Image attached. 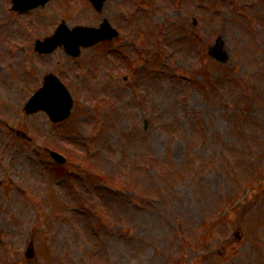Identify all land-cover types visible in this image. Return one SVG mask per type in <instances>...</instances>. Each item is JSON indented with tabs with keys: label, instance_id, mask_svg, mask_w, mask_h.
Masks as SVG:
<instances>
[{
	"label": "rangeland",
	"instance_id": "rangeland-1",
	"mask_svg": "<svg viewBox=\"0 0 264 264\" xmlns=\"http://www.w3.org/2000/svg\"><path fill=\"white\" fill-rule=\"evenodd\" d=\"M9 1L0 0V19L9 20L0 62L11 61L0 65V114L32 141L0 131V264H264V0H237L238 11L226 0L149 2L130 37L113 41L136 39L150 57L128 90L111 77L128 71L122 62L114 72L119 58L106 54L109 45L77 60L63 47L39 56L21 45L62 19L120 23L138 0H108L102 12L88 0H50L24 15L9 13ZM218 35L226 63L207 53ZM51 71L77 99L60 124L22 109Z\"/></svg>",
	"mask_w": 264,
	"mask_h": 264
},
{
	"label": "water",
	"instance_id": "water-1",
	"mask_svg": "<svg viewBox=\"0 0 264 264\" xmlns=\"http://www.w3.org/2000/svg\"><path fill=\"white\" fill-rule=\"evenodd\" d=\"M34 4L40 3L39 0H33ZM41 1V0H40ZM46 0H42L45 2ZM33 3L29 4V6H33ZM19 5V4H18ZM67 32V31H66ZM102 32V30L92 31L90 29L84 28H76L74 30V42L76 44L94 41L99 39L100 35H93ZM65 33V32H64ZM212 52L217 56H222V52L220 47H215L212 49ZM52 76L48 77V83H46V87L43 89L42 93H40L39 98L31 101V105L28 107V111H34L39 109L40 107H45L49 111L51 115L55 118H62L68 113V109L70 106V100L66 95L65 90L62 88V85L57 83L55 80H52ZM33 254V253H32ZM30 254V256L32 255Z\"/></svg>",
	"mask_w": 264,
	"mask_h": 264
}]
</instances>
